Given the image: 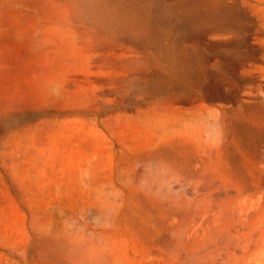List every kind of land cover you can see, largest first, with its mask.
Masks as SVG:
<instances>
[{
    "label": "rangeland",
    "instance_id": "obj_1",
    "mask_svg": "<svg viewBox=\"0 0 264 264\" xmlns=\"http://www.w3.org/2000/svg\"><path fill=\"white\" fill-rule=\"evenodd\" d=\"M192 1L223 12L194 20L189 0H0V264L106 260L113 191L192 98L257 94L264 105L257 0ZM257 153L262 171L264 136Z\"/></svg>",
    "mask_w": 264,
    "mask_h": 264
},
{
    "label": "bare ground",
    "instance_id": "obj_2",
    "mask_svg": "<svg viewBox=\"0 0 264 264\" xmlns=\"http://www.w3.org/2000/svg\"><path fill=\"white\" fill-rule=\"evenodd\" d=\"M187 5L194 20L223 12L198 9L192 0ZM254 7L256 18L264 17V0ZM240 35L250 38L244 30ZM256 95L243 101L192 98L196 108L164 128L155 147L134 160V172L113 191L112 256L101 260L89 251L88 261L76 264H264V164L260 171L257 153L264 127L255 126L264 120V105ZM245 105L247 122L239 118ZM226 113L236 116L230 121L222 116Z\"/></svg>",
    "mask_w": 264,
    "mask_h": 264
}]
</instances>
